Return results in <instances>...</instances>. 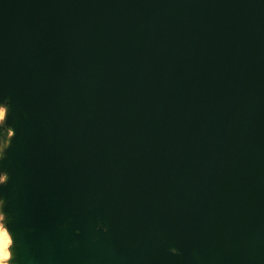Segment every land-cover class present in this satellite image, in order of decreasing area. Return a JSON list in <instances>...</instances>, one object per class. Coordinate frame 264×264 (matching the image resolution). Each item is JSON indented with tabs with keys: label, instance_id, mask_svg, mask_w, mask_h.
<instances>
[{
	"label": "water",
	"instance_id": "95a60500",
	"mask_svg": "<svg viewBox=\"0 0 264 264\" xmlns=\"http://www.w3.org/2000/svg\"><path fill=\"white\" fill-rule=\"evenodd\" d=\"M2 105L15 264H264V0H0Z\"/></svg>",
	"mask_w": 264,
	"mask_h": 264
},
{
	"label": "rangeland",
	"instance_id": "374dc122",
	"mask_svg": "<svg viewBox=\"0 0 264 264\" xmlns=\"http://www.w3.org/2000/svg\"><path fill=\"white\" fill-rule=\"evenodd\" d=\"M0 109H3V118L0 119V159L4 155V151L9 146L10 139L12 137V132L9 127L5 125L6 120V107L4 105L0 106ZM6 181V175L4 173H0V184ZM0 229H2L3 233L7 234L6 241L3 236H0V242H7V252L8 258L3 261V264H15L14 263V245L12 242L11 234L8 230V217L3 212V201L0 200Z\"/></svg>",
	"mask_w": 264,
	"mask_h": 264
},
{
	"label": "snow or ice",
	"instance_id": "6c2138e0",
	"mask_svg": "<svg viewBox=\"0 0 264 264\" xmlns=\"http://www.w3.org/2000/svg\"><path fill=\"white\" fill-rule=\"evenodd\" d=\"M3 118V109H0V119ZM0 236L4 237V240L7 239V234L3 233L2 229H0ZM8 258L7 252V242H0V264H3V261Z\"/></svg>",
	"mask_w": 264,
	"mask_h": 264
}]
</instances>
